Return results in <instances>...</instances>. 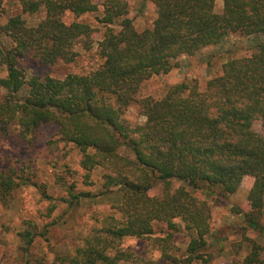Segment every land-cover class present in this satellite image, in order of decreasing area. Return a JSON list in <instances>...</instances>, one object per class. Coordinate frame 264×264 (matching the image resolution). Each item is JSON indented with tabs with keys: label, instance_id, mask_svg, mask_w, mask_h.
I'll return each instance as SVG.
<instances>
[{
	"label": "trees",
	"instance_id": "obj_1",
	"mask_svg": "<svg viewBox=\"0 0 264 264\" xmlns=\"http://www.w3.org/2000/svg\"><path fill=\"white\" fill-rule=\"evenodd\" d=\"M101 1L15 0L19 10L0 21V35L11 41L0 46V139L31 150L41 127L53 124L52 144L80 154L86 179L102 171L97 193L69 185L64 197L54 198L65 204L61 216L75 213L87 198L121 194L120 203L85 227L72 252L51 264H148L150 248L164 264H208L211 206L194 191L213 195L218 204L246 176L254 178L249 207L236 212L244 230L264 235V135L253 129L255 121L264 128V44L250 53L227 52L222 72L206 81L187 77L145 94L146 83L179 67L181 56L195 57L231 34L264 35V0H150L156 15L143 29L128 16V0ZM98 12L104 31L95 41L90 19ZM24 14L40 19L29 24ZM81 50L96 62L64 78L29 76L21 66L25 57L47 66L72 64ZM132 107L144 123L124 117ZM121 147L133 157L122 155ZM33 174L0 164L1 205L10 206L18 187L38 186ZM175 180L181 184L174 186ZM157 183L161 195L151 194ZM157 224L167 229L156 230ZM181 226L195 233L184 253L174 241ZM41 234L32 223L17 233L27 253ZM130 238L143 250L125 246ZM244 241L247 255L224 264H264L263 245L244 234L237 250Z\"/></svg>",
	"mask_w": 264,
	"mask_h": 264
},
{
	"label": "rangeland",
	"instance_id": "obj_2",
	"mask_svg": "<svg viewBox=\"0 0 264 264\" xmlns=\"http://www.w3.org/2000/svg\"><path fill=\"white\" fill-rule=\"evenodd\" d=\"M4 1L5 3L0 5L1 23L7 21L10 12L19 10L15 0ZM94 1L102 2L101 0ZM128 2V16L134 18L138 28L143 29L151 25L156 15V8L150 0H128ZM222 9V1H217L216 11L221 12ZM100 15L98 12L93 14L90 19L92 25L98 28L92 36L95 41L101 39L102 31H104V28L97 23V17H101ZM23 17L29 24H35L40 19V15L24 14ZM260 44H264V35L231 34L220 43L197 53L195 57L181 56L179 67L167 75L153 77L146 83L145 94L157 95L169 84L179 82L187 77L189 79L197 78L202 82L206 81L222 72V65L227 61V52L234 53L238 50L240 54L250 53ZM0 46L9 47L11 41L0 35ZM80 53L77 61L72 64L47 66L33 61L30 57H25L21 61V66L29 76L48 74L64 78L69 73L81 72L96 62L85 51L81 50ZM26 92L23 90L21 95ZM124 117L132 124L145 122V117L141 116L135 107L130 108ZM253 129L264 135V128L259 121L254 122ZM40 131V142L31 150L18 145L13 139H0V164L4 168L18 165L19 170L31 175L34 173V179L39 186L23 185L18 187L9 207L2 206L0 203V264H51L56 257L72 252L78 238L85 233V227L90 228L94 224L95 217H101L102 212L109 210L121 201L120 193H107L87 198L75 213L61 216L65 204H56L54 198L64 197L69 185H75L76 192L97 193L101 185V182H97V180L102 175V171L96 170L91 179H86L85 171L79 165L80 154L73 150L72 146L52 144V141L57 138L56 126L46 124L41 127ZM119 152L122 155L133 157L132 152L125 147H121ZM253 181V177L246 176L237 192L230 195L228 199L221 200L218 204H216L217 201L213 195L194 191L199 198L207 200L211 206V231L207 236L208 246L204 249L205 255L210 256L208 264H224L235 258L243 259L249 252V245L244 241L237 250L235 243L241 242L244 234L256 239L264 247V235L252 230H244L242 228L243 215L241 212H236L239 208L248 209L247 195ZM180 184L181 182L174 181V186ZM161 193L162 185L157 183L151 190V194L161 195ZM45 194L52 196L53 199L50 200ZM53 204L58 207L50 212ZM63 219L64 222H62ZM28 223L37 225L38 231L45 233L37 236L29 253L24 250L25 243L17 235L18 232L24 231L28 227ZM45 227H48L47 232L44 231ZM161 228L167 229V226L157 224L156 230ZM181 228L174 236V241L180 247L181 253H184L190 237L195 233L184 230L182 226ZM124 245L130 246L132 249L143 250L142 245L134 238L127 239ZM148 254V264H164L158 250L150 248Z\"/></svg>",
	"mask_w": 264,
	"mask_h": 264
}]
</instances>
